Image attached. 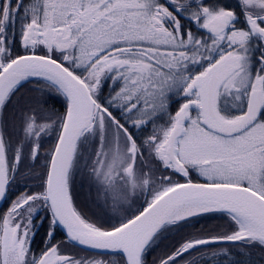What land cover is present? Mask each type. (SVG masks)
Returning a JSON list of instances; mask_svg holds the SVG:
<instances>
[{
  "label": "snow or ice",
  "instance_id": "6c2138e0",
  "mask_svg": "<svg viewBox=\"0 0 264 264\" xmlns=\"http://www.w3.org/2000/svg\"><path fill=\"white\" fill-rule=\"evenodd\" d=\"M0 201V264H254L264 0H0Z\"/></svg>",
  "mask_w": 264,
  "mask_h": 264
},
{
  "label": "trees",
  "instance_id": "16d2710c",
  "mask_svg": "<svg viewBox=\"0 0 264 264\" xmlns=\"http://www.w3.org/2000/svg\"><path fill=\"white\" fill-rule=\"evenodd\" d=\"M49 107H55L59 110L62 111V109L60 108V103L59 102H55V101H50L49 102ZM29 183H31V181H29ZM224 221L222 219H207L204 221H201L200 224L197 225V228L200 227H204L205 229H209L214 227L217 224H223ZM63 238V234L61 232V230H58V235L56 237V239H62ZM159 249L157 250V252L153 253V256H156L159 254ZM248 260H251L254 262V264H264V252L261 251V249L257 248V249H253L252 250V256L246 258ZM150 264H151V257L149 258Z\"/></svg>",
  "mask_w": 264,
  "mask_h": 264
},
{
  "label": "flooded vegetation",
  "instance_id": "af4514ba",
  "mask_svg": "<svg viewBox=\"0 0 264 264\" xmlns=\"http://www.w3.org/2000/svg\"><path fill=\"white\" fill-rule=\"evenodd\" d=\"M77 202H78V205L80 207H82V209L87 213V215L89 217H92L93 219H95V217L92 216V211L93 210H90V209H92V206H91L90 200H89V198L87 196V191H86V189H84V190L79 189V185L78 184H77ZM0 207H6V205H4L3 201H2V203L0 205ZM41 214H43V213H41ZM46 228H47V222H45L44 226L40 228L39 234L37 235L36 241H35V243L33 245L34 248L42 247L41 240H42V238L44 236V232H45ZM77 251H79V254L82 255V256L91 255V253H88V252H85V251H81L79 249H77Z\"/></svg>",
  "mask_w": 264,
  "mask_h": 264
},
{
  "label": "water",
  "instance_id": "95a60500",
  "mask_svg": "<svg viewBox=\"0 0 264 264\" xmlns=\"http://www.w3.org/2000/svg\"><path fill=\"white\" fill-rule=\"evenodd\" d=\"M1 203H2V201H0V205H1ZM61 231H62V229H61ZM62 233H63V231H62Z\"/></svg>",
  "mask_w": 264,
  "mask_h": 264
}]
</instances>
